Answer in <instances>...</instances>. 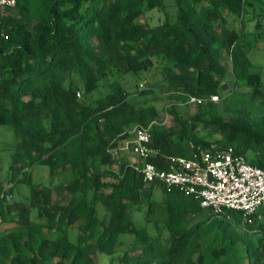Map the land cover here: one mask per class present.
Masks as SVG:
<instances>
[{
    "label": "trees",
    "instance_id": "trees-1",
    "mask_svg": "<svg viewBox=\"0 0 264 264\" xmlns=\"http://www.w3.org/2000/svg\"><path fill=\"white\" fill-rule=\"evenodd\" d=\"M176 1L175 17L166 0L0 9V126L15 135L9 159L0 156V177L11 176L0 179V264H264L259 212L194 222L204 213L194 197L147 184L120 158L130 129L161 117L154 102L163 95L172 120L152 127L150 162L168 168L171 156L234 147L258 153L251 163L264 169L263 67L250 57L264 42V0ZM154 9L166 17L150 26L142 18ZM191 98L201 102L184 117ZM38 165L49 184L35 181ZM19 186L29 194L16 199ZM211 238L218 244L205 245Z\"/></svg>",
    "mask_w": 264,
    "mask_h": 264
},
{
    "label": "built area",
    "instance_id": "built-area-1",
    "mask_svg": "<svg viewBox=\"0 0 264 264\" xmlns=\"http://www.w3.org/2000/svg\"><path fill=\"white\" fill-rule=\"evenodd\" d=\"M16 5L17 0H0V9ZM212 100L217 101L218 97ZM190 102L201 100L191 98ZM154 125L162 124L136 125L129 131L134 135L131 152L140 161L132 162V166L147 184H160L169 191L179 188L194 197L204 212L219 216L228 210L248 216L264 206V169L251 163L234 147L216 148L201 155L192 152L189 156H171L168 168H159L150 162L157 154L149 146Z\"/></svg>",
    "mask_w": 264,
    "mask_h": 264
},
{
    "label": "rangeland",
    "instance_id": "rangeland-1",
    "mask_svg": "<svg viewBox=\"0 0 264 264\" xmlns=\"http://www.w3.org/2000/svg\"><path fill=\"white\" fill-rule=\"evenodd\" d=\"M177 1L176 0H166V10L169 12V14L172 17H175L177 15ZM252 12V10H251ZM165 17H166V11L163 9H154L152 11L147 12L142 20L143 22L149 24L150 26H156L159 24H162L165 21ZM253 15H251L249 17L252 18ZM255 30V24L252 20L247 21V27L245 28V33H252ZM250 57L251 59L259 66H262V75H263V80H264V42L263 44H260V47L255 48L254 50L251 51L250 53ZM143 83V82H142ZM159 95V94H158ZM217 102L220 104V111L223 112V104L217 100ZM158 108H160L162 114L161 117L156 121V123L162 124L163 126H168L172 120L171 116L166 113L165 108L170 106L172 103L168 100H166L165 98H163V95H159V99L158 101L154 102ZM180 110H182L184 117H188L191 116L192 114L195 113V107L192 105V103L190 102L189 104L186 105H180ZM132 130V128L130 129V131ZM133 140H134V135L131 133H128V137H126L125 139H123L120 142V158H124L127 161L130 162H137L135 161L137 156L132 154V149H133ZM15 142V135L13 133V131L9 128V127H4V126H0V156L4 157V159L6 158V160L9 159L10 157V152H7L5 149L7 148L8 145H11L12 143ZM127 147H129L130 149H128ZM191 147V145H190ZM189 147V148H190ZM192 148V147H191ZM259 157V154L250 150L248 151V155H247V159L252 162V159H257ZM139 158H137L138 160ZM139 161V160H138ZM140 162V161H139ZM11 176H9L8 174L4 175V178L0 177V179H3L4 181H6V178H8ZM49 169L47 167L38 165L35 168V181L37 183H44V184H49ZM16 190H19L18 193L15 194V198L16 199H21L22 196H27L29 194V190L26 187L23 186H19ZM155 198L161 202L163 200V192H162V188H158L155 191ZM162 209V208H160ZM163 211V210H162ZM229 211V210H228ZM260 213L257 223H262L264 224V206L262 208L259 209L258 211ZM209 214H211L210 212H204L199 218H195L194 222H197L199 220L204 219L206 216H208ZM134 221L136 223V225L139 228L145 227L146 224V217H145V213L144 212H135L134 214ZM149 232L151 235H156L158 234L157 231H155L154 227L149 226ZM169 238V233L166 229H164L162 231V240L163 243L166 244ZM124 240V242H128V241H132L135 243H140V241H135L133 239H131V237L129 236H123L122 237V241ZM214 245V244H218L217 240H214L213 238H211L210 240L208 239L207 242H205V245ZM207 245V246H208ZM127 244H125L124 246L118 247V251L120 253L126 251L128 249ZM139 246V245H137ZM234 260L232 259V257H227L225 258V260L222 262V264H234Z\"/></svg>",
    "mask_w": 264,
    "mask_h": 264
},
{
    "label": "water",
    "instance_id": "water-1",
    "mask_svg": "<svg viewBox=\"0 0 264 264\" xmlns=\"http://www.w3.org/2000/svg\"><path fill=\"white\" fill-rule=\"evenodd\" d=\"M224 88H225V90H226V89H227V86L225 85Z\"/></svg>",
    "mask_w": 264,
    "mask_h": 264
},
{
    "label": "crops",
    "instance_id": "crops-1",
    "mask_svg": "<svg viewBox=\"0 0 264 264\" xmlns=\"http://www.w3.org/2000/svg\"><path fill=\"white\" fill-rule=\"evenodd\" d=\"M135 161H138V160H137V158H136V160H135Z\"/></svg>",
    "mask_w": 264,
    "mask_h": 264
}]
</instances>
